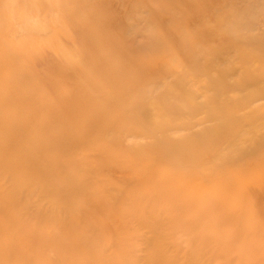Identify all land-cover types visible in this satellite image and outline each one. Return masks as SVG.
I'll use <instances>...</instances> for the list:
<instances>
[{
  "label": "rangeland",
  "instance_id": "obj_1",
  "mask_svg": "<svg viewBox=\"0 0 264 264\" xmlns=\"http://www.w3.org/2000/svg\"><path fill=\"white\" fill-rule=\"evenodd\" d=\"M0 264H264V0H0Z\"/></svg>",
  "mask_w": 264,
  "mask_h": 264
}]
</instances>
